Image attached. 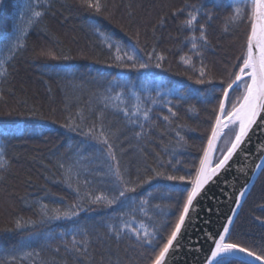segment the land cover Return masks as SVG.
Returning <instances> with one entry per match:
<instances>
[{"label": "trees", "instance_id": "trees-1", "mask_svg": "<svg viewBox=\"0 0 264 264\" xmlns=\"http://www.w3.org/2000/svg\"><path fill=\"white\" fill-rule=\"evenodd\" d=\"M27 2L28 0H0V58L7 60L10 55L4 44L9 38H15L18 26L27 28L24 37L26 47L6 64L8 75L0 77V129L20 130V134L11 139L7 147L9 167L7 170L0 169V229L12 227L13 222L20 217L38 220L40 203L48 204L49 208L67 207L76 200L73 191L76 180L81 181L82 191L95 190L96 194H100L104 190L107 177L103 174L107 172V164L97 151L100 145L93 143L83 153L88 159L80 161V165L76 167L75 171L79 172V176L73 179L72 188L65 183L64 170L59 168L60 163L67 167L75 164L79 158L76 149L83 138L60 126L67 122L69 116L75 115L77 110L89 117V123L94 122L96 112L103 110L105 130L117 145L116 151L122 166L127 167L133 176L137 174V170L144 175L146 167H157V159L166 162L173 157V162H181L177 165L181 170L179 174L194 171L192 165L198 162V150L202 149L210 130L209 112L218 101H213L212 104L198 102L196 99L182 101L174 107L178 117L172 118V124L162 119L163 115H169L167 109L153 105L150 114L152 120L145 124L147 135L140 140L134 136V131H139L137 126L128 124L122 114L112 108L104 109L101 102V97L114 76L129 82L131 92L125 93V102L129 107L136 102L132 92L139 94L142 99L145 96L159 99L156 96L157 90L163 96L167 89H181L183 94L190 88L207 91L212 87L195 85L186 78L187 75H192L195 80L198 74L180 62L181 56H192L190 45L185 46L184 40L189 33L179 29L184 16L175 21L169 19L167 24L162 28L157 27L153 33V26L157 25L160 16L181 7L185 0H106L108 11L101 16L80 10L75 6L74 0H49L52 7L38 8L37 10L45 11V15L31 25L26 20H21V13ZM44 2L45 0H41L42 4ZM187 2L195 4L200 3V0ZM203 2L205 8L211 10L216 17L212 21V27L208 29L211 45L204 54L208 71L206 78L216 82L227 80L233 64L237 63V58L246 49L249 25L247 22L238 26L234 23L226 25L225 17L230 15V10L213 8L210 0ZM203 22L202 19L201 23ZM94 24L105 35L125 46L134 45L137 34L139 47L146 51H151L155 44L157 51L167 56V71L152 68L146 72H121L107 67V63L112 62V52L92 28ZM226 26L229 28L228 32L223 31ZM196 34L199 35L198 32ZM49 50L58 56L68 55L71 59L54 61L39 55L41 51ZM192 60L198 69L201 66L199 58L192 56ZM177 72L183 75H176ZM216 95L219 96L220 93L217 92ZM169 98L173 105L177 104V97L169 95ZM150 104L151 100L144 102L145 107ZM189 107H194L195 110L189 112ZM53 120L56 121L55 124L52 123ZM176 124L185 126L180 129L187 141L184 147L177 146ZM4 144L3 138H0V146ZM121 146L125 149L124 152L120 151ZM160 170L171 171L170 166ZM98 171L101 175L96 174ZM85 178L91 181L87 188L82 183ZM139 192L142 193L140 199L149 200L147 207L154 219L173 218L170 209H165L168 212L166 217H159L157 214L160 209L152 207L156 204L163 207L174 197L170 182L157 179ZM262 204L264 169L260 171L236 215L230 234L233 242L247 246L260 242L264 229L254 221V217L264 215L260 208ZM124 211L128 209L125 208ZM110 215L111 210L101 207L94 212H82L79 217L74 218L76 223L58 220L37 224L27 230L38 233L37 239L30 248L23 250L41 251L42 257L49 264L53 261L55 264H73V254L64 252V241H71V232L77 228L86 227L92 231L101 226ZM136 215L146 223H151L138 211ZM98 230L103 231V227ZM61 232L68 235L57 238ZM19 240L20 237L15 232L0 231V260L7 259L5 249H11ZM58 246L61 252L54 255L52 250ZM110 248L111 251L106 253V261L110 255L111 264H144L139 251L132 249L130 242L126 240L118 245L112 241ZM23 264L32 262L26 259Z\"/></svg>", "mask_w": 264, "mask_h": 264}, {"label": "snow or ice", "instance_id": "snow-or-ice-1", "mask_svg": "<svg viewBox=\"0 0 264 264\" xmlns=\"http://www.w3.org/2000/svg\"><path fill=\"white\" fill-rule=\"evenodd\" d=\"M210 2L213 8L230 10V15L225 17L226 25L234 23L238 26L245 22L249 25L246 49L237 58V63L233 64L227 80L221 79L216 82L211 78H206L208 71L204 63V54L211 45L208 29L212 27V21L216 17L211 10L205 8L203 0L195 4L185 0L181 7L174 8L167 15L160 16L157 25L153 26V33L157 27L162 28L167 24L169 19L175 21L180 16H184L185 18L180 21L179 29L188 31L189 35L184 38L185 46L190 45L192 56L199 58L201 65L197 69L193 64L192 56H181L180 62L198 74L195 80L192 75H187L186 78L195 85H211L212 87L207 91L190 88L183 94H181V89H167L163 96L157 90L156 96L159 99L150 96L142 99L139 94L132 92L136 102L129 107L125 102V93L131 92L129 82L114 76L109 81L106 93L101 97L104 109L112 108L115 112L122 114L128 124L139 128V131H134L137 140L147 135L145 124L152 120L150 114L153 111V105L167 109L169 115H163L162 119L172 124L174 122L172 118L178 117V112L174 110V107L180 102L196 99L198 102L212 104L213 101H218L209 112L210 130L202 149L198 150V162L192 165L194 171L179 174L181 170L177 165L181 162L179 160L173 162V157L166 162L157 159V167H146L144 175L137 170V174L133 176L127 167L122 166L116 151L117 145L105 130L103 110L94 114L95 120L92 123H89V117L84 112L77 110L75 115L69 116L67 122L60 126L83 138L76 149L79 158L75 164H69L67 167L64 163H60L59 168L64 170L65 183L72 188L73 179L79 176V172L75 171L76 167L80 165V161L88 159V156L83 153L87 152L93 143L100 145L97 151L105 158L107 164V172L103 174L107 177L104 181L106 186L100 194H96L95 190L82 191L81 181L76 180V187L73 188L76 200L67 207L49 208L48 204L40 203L38 220H25L20 217L13 222L12 227L0 229L6 233L15 232L20 237L16 245L11 249H5L7 259L0 260V264H23L26 259L31 260L32 264H49L42 257L41 251L23 250L30 248L39 235L27 230L37 224H46L51 221L67 220L76 223L74 218L79 217L82 212H94L101 207L111 210L108 220L103 221L101 226H97L92 231L86 227L77 228L71 232V241H64V252L73 254V264H111L110 255L107 256L106 261V253L111 251V242L115 241L118 245L125 240L130 242L132 249L139 251L144 264H168L171 253L180 245L186 221L190 218L195 202L205 186L213 181L222 170L230 167V161L234 156L243 151L242 145L250 139L254 126L264 127V0H210ZM74 4L80 10L94 16L104 15L108 11L106 0H74ZM51 7L49 0H45L43 4L41 0H28L21 13V20H26V23L31 25L45 15V11L37 10L38 8ZM105 18L108 17L105 16ZM202 19L203 23H201ZM92 28L99 33L103 38V43L112 52V62L107 63V67L119 69L121 72H146L152 68L167 71L165 68L167 56L157 51L155 44L151 51L139 47V34H137L134 45L125 46L105 35L95 24ZM223 31L228 32L229 28L226 26ZM197 32L199 35L196 34ZM26 33V27L18 26L15 38H9L4 44V48L10 55L7 60L0 58V77L8 75L6 64L26 47L24 43ZM153 38L156 39L155 36ZM39 55L54 61L71 59L68 55L58 56L50 50L41 51ZM96 62L100 63L99 60ZM50 67L55 68L56 66ZM175 74L183 75L180 72ZM217 92L220 93L219 96L216 95ZM234 94L236 95L233 98ZM169 95L177 97L176 105H173ZM146 100H151V104L145 107ZM194 110V107L188 109L189 112ZM89 111L91 112V108ZM32 114L35 115V113ZM52 123L55 124L56 121L53 120ZM183 127L185 126L180 124L175 126L178 147L187 145L180 131ZM191 131L194 132L195 129ZM19 134L18 129H0V138L5 141L4 146H0V169L7 170L9 167V161L6 159L7 147L10 140ZM120 151L124 152L125 149L121 146ZM259 159L264 160V155H261ZM167 166H170L171 171L160 170ZM246 167L241 168L240 171L245 172ZM257 169H264V164L256 163L252 169L253 173ZM149 172L151 174H148ZM96 174L101 175L99 171ZM245 175H247L246 172ZM157 179L170 182V190L175 195L163 207L160 204L152 207L160 209V213L157 214L159 217H166L168 212L165 209H170L173 217L171 220L154 219L147 207L149 200L139 198L142 195L139 190L145 185H151ZM250 182V178H246L245 184L235 194L234 206L222 225V230L207 235L211 244L203 264H264V236L261 237L259 243H254L252 246L233 242L230 239L234 218L244 197L248 194V183ZM82 183L87 188L91 181L85 178ZM125 208L128 211H124ZM260 208L264 211V204L260 205ZM137 211L151 223L139 219L136 215ZM254 221L261 229H264V215L255 216ZM99 227H103V231H99ZM66 235L68 233L61 232L57 238ZM52 252L57 255L61 252V248L58 246ZM97 254L99 260H97ZM238 254L247 257L248 260L239 259ZM52 264H55V261Z\"/></svg>", "mask_w": 264, "mask_h": 264}, {"label": "water", "instance_id": "water-1", "mask_svg": "<svg viewBox=\"0 0 264 264\" xmlns=\"http://www.w3.org/2000/svg\"><path fill=\"white\" fill-rule=\"evenodd\" d=\"M242 147L243 151L230 161V167L214 177L198 197L195 208L186 221L180 245L171 253L168 264H203L211 244L207 235L222 230V225L234 206V196L245 184L246 178L251 180L248 183V192L251 189L262 170L257 169L253 173L252 169L256 163L264 164V160L259 159L261 155H264V127L254 126L250 139ZM245 166H247L245 168L247 175L240 171ZM238 258L248 260L240 254Z\"/></svg>", "mask_w": 264, "mask_h": 264}, {"label": "rangeland", "instance_id": "rangeland-1", "mask_svg": "<svg viewBox=\"0 0 264 264\" xmlns=\"http://www.w3.org/2000/svg\"><path fill=\"white\" fill-rule=\"evenodd\" d=\"M227 132V131H226Z\"/></svg>", "mask_w": 264, "mask_h": 264}]
</instances>
